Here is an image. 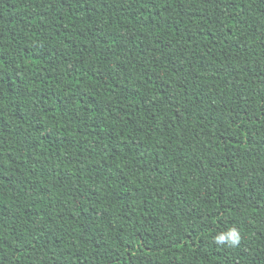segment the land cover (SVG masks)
<instances>
[{
  "label": "trees",
  "instance_id": "obj_1",
  "mask_svg": "<svg viewBox=\"0 0 264 264\" xmlns=\"http://www.w3.org/2000/svg\"><path fill=\"white\" fill-rule=\"evenodd\" d=\"M0 264H264V0H0Z\"/></svg>",
  "mask_w": 264,
  "mask_h": 264
},
{
  "label": "clouds",
  "instance_id": "obj_2",
  "mask_svg": "<svg viewBox=\"0 0 264 264\" xmlns=\"http://www.w3.org/2000/svg\"><path fill=\"white\" fill-rule=\"evenodd\" d=\"M226 239L230 240L232 243H236L238 241V234L233 229L227 235L221 234V235H219V236L216 237V240L218 242H223Z\"/></svg>",
  "mask_w": 264,
  "mask_h": 264
}]
</instances>
